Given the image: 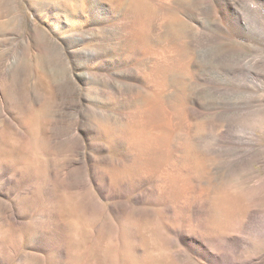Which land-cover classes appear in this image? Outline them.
I'll use <instances>...</instances> for the list:
<instances>
[{
  "label": "rangeland",
  "instance_id": "obj_1",
  "mask_svg": "<svg viewBox=\"0 0 264 264\" xmlns=\"http://www.w3.org/2000/svg\"><path fill=\"white\" fill-rule=\"evenodd\" d=\"M127 1L146 15L153 10L152 0ZM177 1L183 12H170L162 25L166 37L156 40L155 35L144 46L142 58L156 61L175 56L176 47L170 45L174 41L166 42L172 37L183 42L198 71L208 74L209 80L231 85L233 76L242 77L247 84L244 92L233 93L240 91L234 86L218 92L193 82L194 71H173L166 88L160 87L143 62L137 65L142 79L132 87L138 100H109L123 84L116 72L98 70L99 62L85 56L93 50L91 44L75 43V37L84 35L78 27L63 24V0H0V181L12 179L10 188L17 192L0 188V255H6L10 264H200L165 224L174 222L183 228L201 218L190 206L201 194L209 202L211 211L202 220L213 228L211 233L252 238L254 243L249 242L243 255L254 256V264H264V237L249 218L259 213L256 217L264 224V6L257 0H231L243 14L242 28L252 30L247 33L259 40L255 43L243 35L232 42L239 51L215 60L205 52L209 47L190 42V32L215 21L216 3ZM159 93L162 102L154 124L137 128L134 115ZM219 103L245 106L247 111L201 113L197 109ZM125 115L127 121L122 120ZM187 124L192 132L188 139ZM228 125L235 126L239 135L251 129L252 147L238 152L216 146V137ZM96 126L113 128L118 134L123 129L134 131L118 141L121 154L108 158L98 146L99 138L92 136ZM184 166L190 168L189 176L179 172ZM96 171H128L132 195L151 196L160 205H189L184 210L176 207L177 217L172 220L160 212L162 207H142L129 199L124 203L127 225L98 203L92 183ZM170 171H176L172 179L167 177ZM2 208L19 209L23 219L6 218ZM237 223L246 227L244 232ZM37 235L48 240L44 252L31 245ZM138 244L144 248L145 262L142 249V254L136 251L141 248Z\"/></svg>",
  "mask_w": 264,
  "mask_h": 264
},
{
  "label": "bare ground",
  "instance_id": "obj_2",
  "mask_svg": "<svg viewBox=\"0 0 264 264\" xmlns=\"http://www.w3.org/2000/svg\"><path fill=\"white\" fill-rule=\"evenodd\" d=\"M210 1H213L216 3V6L213 7L215 8V12H214L215 21L213 20L212 23L207 24V25L204 24L200 26L199 29H196V31L190 32L191 33L190 42L192 44H197L200 42L202 45L205 46V48L209 47L210 49L205 50V52L207 54H211L215 60H220V59L230 56L234 52L239 51L238 46L234 45L232 42L234 41L237 42L239 38L240 39L242 38L243 35H246L248 39L251 40L252 42H255V43L258 42L259 40L258 36L247 33V32L252 33L253 32L252 30L250 29L247 30V29L242 28L241 24L244 20V17H243V14L239 11V8L236 2H233L231 0H223V1L222 0H210ZM257 1L261 2L262 6H264V1L262 0H257ZM150 2H152L153 4V10L148 12L149 15H146L145 13H142L141 11L139 12V10H136L134 8V4L130 2L132 4L130 5L128 1L126 2V0H63V24L66 27H69V29L73 27H78V29L84 35L83 37L79 36L80 38L75 37L76 38L75 43L78 46H82V47L84 44H89V45L91 44V46H93V50L91 49L88 52H86L85 56H88L89 58H92L93 60H97L99 62L98 70L105 69V70H111V71L116 72L118 79L123 84V87L121 86V88L119 89L117 87L116 94H112V93L110 94L111 96L109 97V100H112L114 98L121 100L123 102H127V101L133 102V101L138 100V97L133 92L132 87L134 85L137 86L138 83H140V80L142 79L141 68H138L137 65L138 63H143V62H144L145 67L149 68L148 70L150 71V75L153 76L154 79H156L155 82L160 87L166 86L167 82L170 81L171 77L173 76V71H180L182 73L184 72L188 74L191 73V71H194V74L192 73L191 75V79L193 82H202L203 85L208 86L218 92H224L226 88H229L230 86H234L238 90H240V91H234L233 93L244 92L246 90L247 84L246 82H244L242 77L233 76L234 83L231 85L220 84L218 82L209 80L208 74H206L205 72L201 70L198 71V68L195 64L194 59L188 54L187 51L183 49V46H184L182 44L183 42L181 43V41H179L177 43L175 38H172V37L166 39V42L169 43V42L174 41V43H170V45L174 44L173 46L176 47L175 56L174 54H171L173 55V57L168 58V60L166 59L165 60L158 59L159 61L158 60L150 61L151 59L144 60L142 58V50L144 46L148 45L149 43L151 44V42H153L154 40V39L152 40V38L155 35H156L155 39L157 40L159 39L157 37L164 33V29L162 25L163 23L168 21V16L170 12H173V11L181 12V10L183 9L182 6H180L181 4H179L177 0H152ZM185 9L187 11L188 8L185 7ZM77 30L76 32H78ZM197 37L198 39L195 40ZM97 73L98 72L95 71L94 74H97ZM251 74L252 73L250 72L249 76ZM253 77L254 76H251V78ZM156 83H155V86H156ZM155 96H157V98H155L156 99L155 101H150V100L146 101V103L140 109L139 113H136L134 115V117L136 116L137 123H138L136 124L138 125L137 128H141V130H145L149 127H152V125L154 124L155 117H156L155 114L157 110L160 109V103L162 102V95L160 93ZM191 97L192 99L195 98L194 93L192 94ZM194 101L197 103L196 99H194ZM239 108L240 109L244 108L247 111V108H245V106L239 105V107L236 108L233 105L228 106V105H224L221 103L215 104L210 107H203L202 105L201 106L199 105L197 109L201 110L200 111L201 113L202 111L203 113L204 112L212 113L211 111H214V112L228 111L229 112V111L238 110ZM123 119H125L126 121L128 120L126 115L122 117V120ZM127 126L126 128H128ZM96 127H97L96 133L94 132L95 134H92V136L94 135V136H97V138H99L98 140H100V143L98 142V146L101 152L107 154V157L111 156L110 154H112V157L113 155L119 156V154H121V150H120L118 141L121 138L126 139L127 134L130 135V133L134 131V130L128 131V130L123 129L121 133L118 134V132H116V130L113 128L112 130H109L106 127L105 128L100 127V126H96ZM234 127L235 126L233 125H228L226 132H223L222 134H219L216 137V140H215L216 146L221 147V148L237 149V151L238 149L251 148L253 145V141H254V135H255L254 132L248 128L249 130L247 129L245 132L243 133L241 132L242 134L239 135V132ZM191 135H192L191 126L187 124V127L184 132V136H186L188 139V137L190 138ZM101 137L103 138V140ZM151 143L153 144V142ZM154 147L155 146H153V148ZM108 165L106 167H109ZM96 172H94L92 176V183L96 189V192H97L96 195H98V203L102 207H105V208L107 207L109 212H111L113 216L115 214L116 217H120L119 219L121 220L120 222H124L127 225L129 224L128 222L129 220L127 219L128 216L126 213L127 207L125 208L124 203L129 201V199H132L136 205H140L142 207H148V208L157 207L158 209L159 208L161 209L162 207L163 211H160V212L162 214L164 212V214L166 215L169 214L172 220H174L177 217L176 207L181 210H184V208L188 204L184 202V203L178 204L177 206H174L172 204L160 205L159 203H157L156 200H151V196L149 199V197H143V195H140V196L132 195L133 193L129 192L128 182H127V179H128L127 174L129 175L128 171H96ZM174 172L176 171H172V172L170 171L171 174L169 173L167 177L170 179L174 178V175H172V173ZM179 172H181V174H185L189 176L190 168L188 166H184L183 171H179ZM13 184L14 182L12 181V179H9L8 181H5V182L0 181V188L7 191L9 194L15 195V193L17 192L13 191L10 188L11 186H13ZM156 188H155L156 191L154 192L156 193L159 192L160 194L161 189L159 188L160 191H157L159 189H156ZM145 192L147 193V191ZM137 195H139V193ZM203 196L205 195H202V194L199 195L200 200H198L195 203L193 202V204L190 205L191 208L194 210V212L197 215H200L201 218H199L194 223L191 221L190 223L188 222L189 224L186 226L184 225L183 228H180L181 226L178 227V225H176L174 222H168V223L166 222L165 227L167 231L170 234H172V236L175 238L177 242H179V244L181 243L183 246H185L187 251L194 254V256L198 258V261L200 262V264H254L255 259H256L254 256H252V258L250 257L251 258L250 259V258H245L243 255L244 251L250 244L249 242L252 241V238L249 241L248 237H243V235L241 237L237 235L235 236L231 232H230L231 234L225 233L226 235L224 236L215 235L211 233L213 232V228L208 223H206L204 220H202V216L203 215L206 216V214L210 213L209 211H211L209 210L210 206H209L208 200L205 199V197ZM101 201H107V202H110V204L105 205ZM24 206L26 207V205ZM6 208H2L1 210V212L4 213L3 216H5L6 218H11L13 220L22 218V216L18 213L19 209H18V212H16V210L14 209L8 210ZM257 215L256 213H252L249 215L250 220L253 221V222H250V224L255 223L256 226L260 229V232H259L260 236L264 237V224L258 221L256 217ZM205 220L207 219L205 218ZM238 224L239 223H237V225ZM253 224L252 226L254 227L255 224L254 225ZM238 227L241 231H243L246 228L245 226H243V224L238 225ZM249 228H250V225H249ZM134 229L136 230V228H133L132 230ZM259 233H257V235ZM33 239H34L33 241L34 244H31V245H33L34 249L39 252H44V248L48 246V240L45 237L38 236V235ZM141 242L142 241H140V243ZM251 243H254V242L252 241ZM0 244H1V241H0ZM251 245L250 247H252ZM139 246L141 247V244ZM142 247H144L143 242H142ZM142 247L139 248L137 246L136 251H138V253L141 252ZM143 250L144 248L142 249V252L144 253L145 251ZM59 252H62L63 254V250H60ZM46 254H49V253L46 252ZM34 255H32V257L30 255L29 256L33 258ZM143 255H141V257L143 256L144 259L142 258V260H144L145 262L147 258H145L146 257L145 253ZM37 256H35L34 258L43 259V257H39V256L37 257ZM38 260L39 259H37L36 261ZM9 261L10 260L6 257V255L5 256L4 254L0 255V264H10ZM39 262L40 260L37 263Z\"/></svg>",
  "mask_w": 264,
  "mask_h": 264
}]
</instances>
